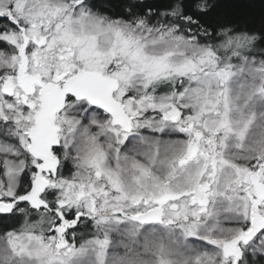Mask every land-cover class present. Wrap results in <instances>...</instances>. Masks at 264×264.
<instances>
[{
  "label": "snow or ice",
  "instance_id": "6c2138e0",
  "mask_svg": "<svg viewBox=\"0 0 264 264\" xmlns=\"http://www.w3.org/2000/svg\"><path fill=\"white\" fill-rule=\"evenodd\" d=\"M0 264H264V0H0Z\"/></svg>",
  "mask_w": 264,
  "mask_h": 264
}]
</instances>
